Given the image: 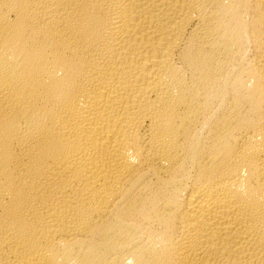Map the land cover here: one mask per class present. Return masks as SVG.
<instances>
[{
    "label": "bare ground",
    "instance_id": "bare-ground-1",
    "mask_svg": "<svg viewBox=\"0 0 264 264\" xmlns=\"http://www.w3.org/2000/svg\"><path fill=\"white\" fill-rule=\"evenodd\" d=\"M0 264H264V0H0Z\"/></svg>",
    "mask_w": 264,
    "mask_h": 264
}]
</instances>
